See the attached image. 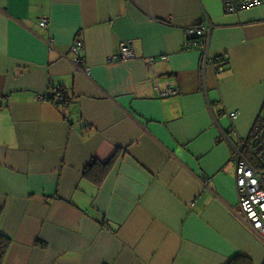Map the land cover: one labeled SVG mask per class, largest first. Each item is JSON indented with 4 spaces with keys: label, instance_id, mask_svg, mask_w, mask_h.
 <instances>
[{
    "label": "crops",
    "instance_id": "0c3cea01",
    "mask_svg": "<svg viewBox=\"0 0 264 264\" xmlns=\"http://www.w3.org/2000/svg\"><path fill=\"white\" fill-rule=\"evenodd\" d=\"M263 104L264 0H0L2 264H264L234 158Z\"/></svg>",
    "mask_w": 264,
    "mask_h": 264
},
{
    "label": "built area",
    "instance_id": "2783aa9c",
    "mask_svg": "<svg viewBox=\"0 0 264 264\" xmlns=\"http://www.w3.org/2000/svg\"><path fill=\"white\" fill-rule=\"evenodd\" d=\"M225 13H234L240 9L260 5L263 0H222ZM42 26H47V19L41 21ZM189 40L188 48H198L203 52L202 67L210 60L209 56V35L210 25L190 26L187 28ZM85 46L83 36H78L72 46V51L76 55L77 64H81L83 59L80 55L81 49ZM136 56L135 49L129 42H123L120 53L116 57L128 60ZM224 64L218 66L223 68ZM82 70L89 74L86 65L81 66ZM204 68V69H205ZM169 94L178 92L177 88H169ZM62 99V96H60ZM239 111L229 113V117L235 120ZM234 130L233 125L229 127ZM236 182L239 195V206L242 214L250 223L253 231L264 241V104L260 115L255 120L247 138H242L235 146Z\"/></svg>",
    "mask_w": 264,
    "mask_h": 264
},
{
    "label": "trees",
    "instance_id": "16d2710c",
    "mask_svg": "<svg viewBox=\"0 0 264 264\" xmlns=\"http://www.w3.org/2000/svg\"><path fill=\"white\" fill-rule=\"evenodd\" d=\"M92 164L93 163L89 164V166L92 165ZM101 169H102L101 171H102L103 175L101 177H98V179L96 181L97 183H101L102 179L104 178V176H105V174H106V172L108 170V168L106 169V167L103 166V165L101 166ZM87 173L95 181V176L93 174H90L89 171ZM10 243H11V237L7 233L3 232L0 229V264L3 263L5 254L7 252V249L10 246ZM228 264H252V263L250 262L249 259H245V258L239 257V258L233 259Z\"/></svg>",
    "mask_w": 264,
    "mask_h": 264
}]
</instances>
